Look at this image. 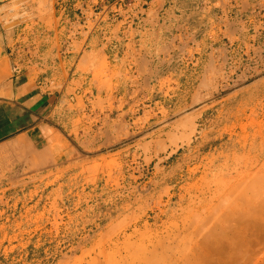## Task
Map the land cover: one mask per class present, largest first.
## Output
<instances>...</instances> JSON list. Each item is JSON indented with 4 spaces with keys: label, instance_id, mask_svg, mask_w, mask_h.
<instances>
[{
    "label": "rangeland",
    "instance_id": "rangeland-1",
    "mask_svg": "<svg viewBox=\"0 0 264 264\" xmlns=\"http://www.w3.org/2000/svg\"><path fill=\"white\" fill-rule=\"evenodd\" d=\"M121 3L0 0V96L62 54L104 87L72 82L62 143L0 185V264H264V0H169L116 68L86 47Z\"/></svg>",
    "mask_w": 264,
    "mask_h": 264
},
{
    "label": "crops",
    "instance_id": "crops-1",
    "mask_svg": "<svg viewBox=\"0 0 264 264\" xmlns=\"http://www.w3.org/2000/svg\"><path fill=\"white\" fill-rule=\"evenodd\" d=\"M138 2H141V7L132 9ZM145 3L150 4L146 10L143 8ZM161 3V0H132L128 6L121 3L116 11L111 6L104 8L99 15L108 16L109 22L102 26L106 31H94L88 38L86 50L91 43L98 42L105 47L111 40L107 51L114 52L110 58L113 57L111 60L117 61L115 64L111 63V66L119 68L121 48L130 43L129 33L134 25L139 24L150 31L152 26L157 24L149 18L152 11L159 19L164 16L175 17L173 6L165 8L169 0H165L163 7ZM142 9L146 11L145 14L141 13ZM119 25L122 37L113 36L112 32ZM123 41L127 42L123 44ZM62 57L59 65L53 66L51 74L49 70L52 67L43 64L41 65L44 69L41 70L44 71L38 75H34L32 70L19 71L8 82L7 88L0 96V185L8 183L16 167L22 170L35 160H45L46 155L62 143L60 127L67 125L65 119L68 112L64 99L68 90L76 88L72 82L82 83L80 89L76 88L75 96H85L87 91V95L91 96L96 94V90L104 88L100 82L94 81L96 64L89 56L86 72L78 68L80 55L64 57L62 54ZM66 72H71L72 76L65 84ZM63 84L65 86L59 89Z\"/></svg>",
    "mask_w": 264,
    "mask_h": 264
},
{
    "label": "bare ground",
    "instance_id": "bare-ground-1",
    "mask_svg": "<svg viewBox=\"0 0 264 264\" xmlns=\"http://www.w3.org/2000/svg\"><path fill=\"white\" fill-rule=\"evenodd\" d=\"M205 103H206V102H205ZM197 104H198V103H197ZM203 104H204V103H203ZM186 122L189 123V124H188V127H187V128H189V126H191V122H190V120H186ZM186 125H187V124H186ZM186 125H185V126H186ZM192 125H193V124H192ZM194 129H195V128H193L192 130H194ZM192 130H191V131H192ZM191 135H192V133H190V134L187 135V136H186V135H183V137H182V139H181L182 142L188 141V139L191 138ZM246 207H247V206H246ZM246 207H245V208H246ZM249 207H250V206H249ZM242 209H243V208H242ZM242 209L240 208V210H242ZM240 210H238V211L240 212ZM248 210H249V208H248ZM243 212H244V211H243ZM247 212H248V211H247ZM242 214H244V213H242ZM242 214H241V215H242ZM248 214H249V213H248ZM244 215H245V214H244ZM256 224H257V223H256ZM243 225H244V224H243ZM248 225H249V224H245L243 227L241 226V227H242L241 230H240L241 227L239 228V230H240V231H239V236L245 235V233L249 232L250 227H248ZM254 225H255V224H254ZM257 225L260 226V223H258ZM261 226H263V225H261ZM254 227H255V226H253V228H254ZM253 228H252V229H253ZM262 228H263V227H262ZM252 229H251V230H252ZM255 229H256V228H255ZM255 229L252 230L253 233H254V231L257 230V229L255 230ZM261 230H262V229H261ZM250 232H251V231H250ZM250 232H249V233H250ZM252 232H251V233H252ZM259 232H260V228H259ZM259 232H256V233L259 235ZM249 233H248V234H249ZM251 233H250V235H251ZM248 234H247V235H248ZM254 234H255V233H254ZM256 236H257V235H256ZM245 237H246V240H247L248 243H249V241H251V240H248V239H249L248 236H245ZM253 237H254V236H253ZM170 238H171V237H170ZM242 239H243V237H242ZM243 240H245V239H243ZM253 240H255V239H253ZM260 241H261V240H260ZM202 242H203V243H202ZM200 243H202V244H200ZM200 243H199V244L196 243L197 245H199L198 247H197V246H196V247L200 249V251H201L200 255H202V257L204 258V260H206V258H207V257H206V256H207L206 254H208V251H206L205 248L207 247V243L205 242V240H204V241H203V240L200 241ZM244 243H245V242H244ZM252 243H253V242H252ZM256 243H257V242H256ZM259 243H260V242H259ZM196 244H194V245H196ZM228 244H230V243H228ZM242 244H243V242H242ZM254 244H255V243H254ZM240 245H241V244H240ZM252 245H253V244H252ZM260 245H261V244H260ZM236 246L239 247L238 245H236ZM245 246H246V245H245ZM245 246H244V247H245ZM194 248H195V247H194ZM223 248H225V247H224V246H222V247H218V246H216L214 249L210 250V252L212 251V253H213V252H216V251H220V249L222 250ZM228 248L230 249V245H229ZM239 248H240V247H239ZM241 248H243V247H241ZM245 248H246V247H245ZM241 250H242V249H241ZM198 251H199V250H198ZM222 251H223V250H222ZM228 253H229V252H228ZM229 254H231V253H229ZM193 255H195V254H193ZM208 255H209V254H208ZM231 255H232V254H231ZM195 257H196V256H194V258H195ZM200 257H201V256H200ZM209 257H210V256H209ZM231 257H232V256H231ZM194 258H193V259H194ZM228 258H229V257H228ZM193 259H192V261H193ZM200 259H201V258H200ZM235 259H236V258H235ZM233 260H234V258H233ZM238 260H239V259H238ZM227 261H228V260H227ZM227 261H226V262H227ZM236 261H237V260H236ZM200 262H204V263H205L206 261H203V259H201ZM245 262H246V261H245ZM224 264H225V263H224Z\"/></svg>",
    "mask_w": 264,
    "mask_h": 264
}]
</instances>
